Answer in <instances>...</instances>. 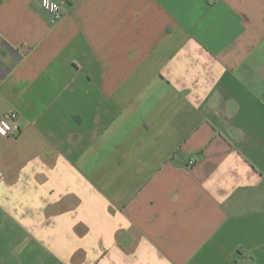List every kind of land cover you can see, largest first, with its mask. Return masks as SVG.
<instances>
[{"label":"crops","instance_id":"obj_1","mask_svg":"<svg viewBox=\"0 0 264 264\" xmlns=\"http://www.w3.org/2000/svg\"><path fill=\"white\" fill-rule=\"evenodd\" d=\"M64 1H0V264H264V0Z\"/></svg>","mask_w":264,"mask_h":264},{"label":"built area","instance_id":"obj_2","mask_svg":"<svg viewBox=\"0 0 264 264\" xmlns=\"http://www.w3.org/2000/svg\"><path fill=\"white\" fill-rule=\"evenodd\" d=\"M1 1V0H0ZM64 0H41V8L48 16L51 24L58 23L64 16ZM18 113L9 112L0 118V134L10 136L18 134ZM195 159H191L189 164H194Z\"/></svg>","mask_w":264,"mask_h":264}]
</instances>
